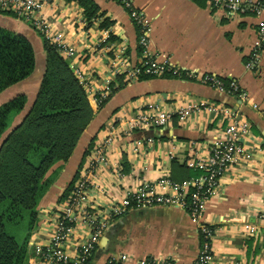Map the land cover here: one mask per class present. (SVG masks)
<instances>
[{
	"label": "crops",
	"instance_id": "1",
	"mask_svg": "<svg viewBox=\"0 0 264 264\" xmlns=\"http://www.w3.org/2000/svg\"><path fill=\"white\" fill-rule=\"evenodd\" d=\"M93 1L102 15L90 22L76 1L55 0L46 12L75 48L73 56L65 58L73 72L79 71L85 77V90L95 114L38 205V228L29 242L28 264H48L36 254V244L45 245L55 232L61 198L84 165V155L95 138L110 126L121 130L123 120L148 103L176 112L203 100L230 106L249 121L251 134L246 145L254 151L251 162H238L222 176L216 196L206 206L204 221L214 229V263L264 264V218L260 217L264 210V46L253 67L248 66L253 59L259 19L252 15L228 16L221 9H213L207 0H132L152 22L151 56L197 76L141 75L128 82L118 70L122 64L137 66L145 60L139 29L118 1ZM104 20L112 25L101 28ZM0 27L26 37L37 61L30 78L1 94L11 95L10 100L25 94L28 106L32 105L45 71L44 39L14 15L0 13ZM205 74L238 84L243 97L208 87L201 81ZM106 80H111L116 91L99 105L97 94L106 87ZM225 127L221 116L200 111L186 121L175 117L165 130L121 136L109 151L108 164L92 176L89 204L106 209L143 181L170 177L181 183L199 177L202 172L189 168L186 160L190 154L208 155L211 143L223 136ZM149 138L152 143H147ZM139 140L143 144L137 148ZM87 236L88 228L81 223L66 245L70 255L76 254L78 244ZM200 249L197 226L186 211L163 206L130 210L111 223L90 264H103L122 253L191 264Z\"/></svg>",
	"mask_w": 264,
	"mask_h": 264
},
{
	"label": "built area",
	"instance_id": "2",
	"mask_svg": "<svg viewBox=\"0 0 264 264\" xmlns=\"http://www.w3.org/2000/svg\"><path fill=\"white\" fill-rule=\"evenodd\" d=\"M55 0H0V13H11L24 20L34 28L44 39L56 47L64 57H71L75 48L66 41L63 32L59 31L46 13ZM129 12L139 29V44L143 48L145 60L137 66L122 64L118 72L124 74L126 81L137 80L144 76H164L167 73L176 76H197L190 72H182L170 61L161 62L152 57L149 52L152 22L144 11L137 9L132 0H116ZM213 9H221L228 16L252 15L259 19L257 40L253 51V59L248 66L253 67L264 46V0H207ZM104 33V38H106ZM103 41V40H102ZM104 42V41H103ZM75 72V71H74ZM80 82L88 86L85 77L79 71L75 72ZM201 81L210 88L221 93L243 97L238 84L226 82L217 75L205 74ZM106 87L98 92L99 100H105L111 93V80H106ZM205 111L221 116L226 122L223 136L215 139L210 146L209 154L196 156L190 154L186 165L202 172L199 177L188 182H176L170 177H162L154 182L143 181L135 189L126 191L124 196L104 208L89 204V190L92 176L108 164L111 147L123 135L150 129H163L171 126L175 117L186 121L190 115ZM122 120V119H121ZM251 124L238 111L224 104L211 101H200L180 107L176 112L164 110L155 103L138 107L137 111L127 120H123L121 130L115 126L108 127L93 141L90 154L79 170V177L68 198L56 212L55 232L45 245L36 244V254L48 264H90L101 237L111 223L124 216L130 210H145L154 207H175L188 213L196 224L201 238V249L198 257L191 264H215L213 255L214 229L204 221V213L208 202L216 196L220 180L238 162L249 163L254 151L247 147L246 140L250 138ZM147 139V143H152ZM143 141H136L135 146L141 147ZM135 147V150L137 148ZM264 218V210L260 216ZM88 228V236L78 244L76 254L70 255L66 245L71 239L75 228L80 224ZM103 264H178L172 258L147 256L133 258L127 253L111 256ZM234 264H243L236 262Z\"/></svg>",
	"mask_w": 264,
	"mask_h": 264
},
{
	"label": "trees",
	"instance_id": "3",
	"mask_svg": "<svg viewBox=\"0 0 264 264\" xmlns=\"http://www.w3.org/2000/svg\"><path fill=\"white\" fill-rule=\"evenodd\" d=\"M67 1L78 2L88 22L102 15L93 0ZM110 25L111 21L104 20L101 28ZM44 44L45 71L34 103L29 107L27 96L20 94L0 106V264L30 261L29 242L38 228V205L95 114L68 59L48 40ZM36 64L31 42L0 27V94L30 78ZM110 89L116 91L113 85ZM107 98L99 100V105ZM26 110V117L14 127L16 118Z\"/></svg>",
	"mask_w": 264,
	"mask_h": 264
},
{
	"label": "rangeland",
	"instance_id": "4",
	"mask_svg": "<svg viewBox=\"0 0 264 264\" xmlns=\"http://www.w3.org/2000/svg\"><path fill=\"white\" fill-rule=\"evenodd\" d=\"M9 93V92H8ZM8 93H6V94H8ZM10 97H11V95H7V96H5V94H0V106L4 103V102H7V101H9L10 100ZM29 106H31L30 104H29ZM29 109V108H28ZM27 109V110H28ZM27 110L26 111H24L20 116H19V118H18V121H16V123H14V127H16L17 125H19L21 122H22V120L26 117V115H27ZM86 129V128H85ZM84 129V130H85ZM7 134V133H6ZM6 136V135H5ZM86 162V161H85Z\"/></svg>",
	"mask_w": 264,
	"mask_h": 264
}]
</instances>
